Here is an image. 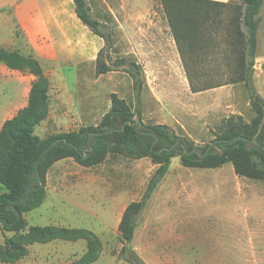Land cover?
Segmentation results:
<instances>
[{"label":"rangeland","instance_id":"obj_1","mask_svg":"<svg viewBox=\"0 0 264 264\" xmlns=\"http://www.w3.org/2000/svg\"><path fill=\"white\" fill-rule=\"evenodd\" d=\"M86 2L110 37L112 61H135L141 68L143 125H167L202 153L224 120L241 116L252 121L255 113L244 84L191 90L160 0ZM104 46L77 19L73 0H0V49L34 57L49 80L48 117L35 129L40 139L99 125L111 109L112 94L136 108L129 65L97 73ZM257 53L253 84L264 99V13ZM225 62L213 53L199 56L195 65L190 63L199 68L195 81L225 80L203 74ZM36 80L28 69L0 64V128L25 106ZM157 169L150 157L120 154H109L92 167L71 158L57 162L47 176V198L25 215L26 227L19 234L0 231V264H71L96 240L101 249L94 264H135L137 258L142 264H264V181L238 177L231 163L197 169L173 158L137 221L133 241L125 245L118 229L122 215L142 200ZM31 227L77 230L83 238L30 240ZM9 239L27 252L6 254Z\"/></svg>","mask_w":264,"mask_h":264},{"label":"trees","instance_id":"obj_2","mask_svg":"<svg viewBox=\"0 0 264 264\" xmlns=\"http://www.w3.org/2000/svg\"><path fill=\"white\" fill-rule=\"evenodd\" d=\"M160 1L191 90L196 93L244 84L255 113L252 121L246 123L241 116L224 120L221 132L212 141L214 145L210 152L206 154L209 147L206 145L200 155L191 153L199 152L200 148L175 134L167 125H143L139 131L129 125V121L136 122L135 117L142 119L141 68L135 61L126 59L113 62L110 37L100 30V23L92 18L86 0H73L80 22L105 42L96 61L97 73L103 75L113 71L115 66L129 65L127 73L134 81L137 106L133 110L125 100L112 94L111 109L99 125L40 139L35 135V129L48 117L49 80L34 57L0 49V64L11 70L28 69L37 78L31 87L27 106L6 120L0 128V231L19 234L26 227L25 215L40 208L47 198L50 170L57 162L69 158L82 166L92 167L101 164L109 154H120L132 159L150 157L158 165L142 200L131 203L122 215L118 229L125 245L133 241L137 221L175 157H180L181 164L186 168L217 169L231 163L238 177L264 181V99L256 93L253 84L264 0H231L227 3L207 0ZM209 53L221 55L226 62L211 73L203 74L222 76L225 80L195 81V68H199L190 63ZM108 131L111 132L105 134ZM232 140L236 141L228 142ZM253 141L259 145L252 144ZM55 142L57 144L53 146ZM177 142L184 144L190 154L184 153L182 148L163 151ZM90 147L93 150L86 152ZM35 236L42 242L56 236L71 240L83 238L80 231L56 227H31L27 238L31 240ZM8 245L6 254L24 255L27 252L14 239H9ZM127 248H123L124 253ZM100 249L97 240L89 241L85 254L71 264H94L100 257ZM136 262L142 264L138 258Z\"/></svg>","mask_w":264,"mask_h":264},{"label":"water","instance_id":"obj_3","mask_svg":"<svg viewBox=\"0 0 264 264\" xmlns=\"http://www.w3.org/2000/svg\"><path fill=\"white\" fill-rule=\"evenodd\" d=\"M128 124L131 125V126H135L136 129H137L138 131L141 130L142 127H143V123H142V121H140V120H138V121H136V122H131V121H129ZM118 131H119V130H118ZM110 132H111V131L105 132V134H108V133H110ZM235 141H236V140H232V141H228V142H235ZM65 142H66V141H65ZM251 143L254 144V145H256V146L259 145V143L254 142V141L251 142ZM55 144H57V142H55V143L53 144V146H54ZM213 145H214V143H211V144L209 145L206 154H208V152H210V150L212 149ZM178 148H182L183 151H184V153H188V152H187V149H186V147H185V145H184V144H181V143H179V142H177V143H176L172 148H170V149L164 148L163 151H173V150L178 149ZM88 150L92 151L93 148L90 147V149H87L86 152H87ZM161 152H162V151H161ZM161 152H160V153H161ZM191 153H196V154H199V155H200V153L197 152V151H192ZM188 154H190V153H188ZM86 158H87V155L84 156V159H86ZM19 216H20V215H19Z\"/></svg>","mask_w":264,"mask_h":264},{"label":"crops","instance_id":"obj_4","mask_svg":"<svg viewBox=\"0 0 264 264\" xmlns=\"http://www.w3.org/2000/svg\"><path fill=\"white\" fill-rule=\"evenodd\" d=\"M207 1H213V2H223V3H227V2H229L230 0H207ZM75 10V9H74ZM263 13H264V8H263V10H262V13H261V15H260V17L263 15ZM76 15V14H75ZM77 17V16H76ZM78 19V18H77ZM79 20V19H78ZM80 21V20H79ZM30 93V92H29ZM28 98H29V95H28ZM27 104H28V99H27V101H26V103H25V106L24 107H26L27 106ZM23 107V108H24Z\"/></svg>","mask_w":264,"mask_h":264}]
</instances>
